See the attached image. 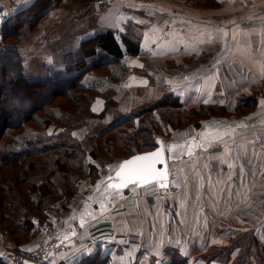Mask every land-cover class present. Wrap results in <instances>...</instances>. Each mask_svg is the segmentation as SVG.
I'll return each mask as SVG.
<instances>
[{"label": "crops", "instance_id": "1", "mask_svg": "<svg viewBox=\"0 0 264 264\" xmlns=\"http://www.w3.org/2000/svg\"><path fill=\"white\" fill-rule=\"evenodd\" d=\"M117 1L105 15L112 18V24L101 15L100 29L94 35L111 29L122 48V37L138 40L140 53L126 57L141 62L139 66L148 73L151 65L164 64L170 58L177 63L185 61V34L179 28L185 22L181 18L185 13L180 8L153 7L149 12L152 10L155 18L147 23L136 9L123 16L127 7L122 3H130ZM221 9L226 17L213 26L226 32L228 48L234 43L230 30L237 29L241 44L236 48L242 49L235 50L233 58L213 60V79L241 76L235 72L234 63L241 64L237 67L245 69L247 75L255 77L258 73L256 77L264 78V0H228ZM128 20L135 27L127 26ZM222 53L218 51L217 55ZM259 106L262 111L253 117L216 120L213 135L187 136L167 145L164 142L170 181L178 192H169L158 182L112 187L119 184V165L102 170L67 211L49 214L62 239L71 244L67 253L54 257V263L78 264L100 252L108 256V264H170L176 258L183 259V264H233L239 250L234 240L251 230L260 239L259 229L264 230L260 226L264 224V104ZM103 108L98 102L93 110ZM223 122L234 128L232 133L218 127ZM247 127L253 128V133H248ZM36 237L40 245L48 238V229L40 230ZM213 249L218 256L225 254V259L213 260L209 254Z\"/></svg>", "mask_w": 264, "mask_h": 264}, {"label": "rangeland", "instance_id": "2", "mask_svg": "<svg viewBox=\"0 0 264 264\" xmlns=\"http://www.w3.org/2000/svg\"><path fill=\"white\" fill-rule=\"evenodd\" d=\"M115 1L117 0H0V7L3 6L7 10V16L0 25V68L2 63L6 66L4 77H2V71L0 72V82L7 80L0 89V99L2 95L6 97L3 102H0V110L4 107L7 110L8 122L12 124L17 122L30 107L26 102H17L16 99H12L10 84L16 74L8 63L13 59L20 61L24 74L31 79L45 80L55 76L63 78L66 75L81 73V82L87 88L96 85L95 81L100 82L99 87L95 88V91L92 90V93L84 92L92 97L91 101L87 102L96 115L88 117L84 125L74 127L73 134L78 137L84 136L91 130L102 131L105 126L111 124L112 120L122 118L125 130L126 127L128 131H136L137 127L153 128L156 143L161 138L167 145L171 140L185 139L187 136L197 138L198 134L213 135V123L216 120L222 121L233 116L253 117L262 111L259 104H264V78L256 77L258 73H255V77H251L247 75L245 69L237 67L241 64L234 63L235 72L238 71L241 76L213 79V60L218 57L233 58L235 50L242 49L241 47L236 48L241 44V33L237 29H233L232 32L230 30L234 43L228 48L229 38L226 32L217 31L213 26L222 20L221 17L225 19L226 15L221 7L228 5V0H128L131 5L134 4V7H129L130 4L122 1L125 8L127 7L124 9L123 16L133 12L132 9H136L140 16L147 18V23L155 18L151 14L152 10L149 12V9L153 7L164 6L173 10L180 8V11L186 14H184L185 17L181 16L185 18V22L179 25L185 34L187 47L185 61L177 63V59L170 58L164 64L153 65L157 67L155 70L151 65L150 73L141 69L139 66L141 62L136 59L131 61L127 57L108 63L101 69H87L95 61L99 59L102 61L101 55L84 57L85 53L81 49V44L86 42L88 36L94 35L100 29L99 17L107 15L108 7ZM119 2L120 0L117 1ZM145 9L147 11H144ZM105 17L109 19L107 23L112 24V18ZM125 23L127 26L135 27L133 21L128 20ZM139 31H136L137 35ZM218 51L223 53L218 56ZM226 51L231 54L221 57ZM141 58L143 60L146 57ZM83 59L86 63L79 67ZM138 76L144 78H138ZM67 87H69L68 82L58 87L59 96H53L55 98L52 104L58 109L69 108L75 112L82 107L83 102L77 96L66 92ZM46 88L48 90L44 86H38L36 89L39 97L35 102L37 105L42 104L45 98L48 99L52 95L54 88L50 86ZM71 90L74 94L85 91L76 88ZM161 99L165 101L168 99V105L163 104L156 107L149 117L139 122L135 115L144 108L160 102ZM98 102L104 105L101 111L93 110ZM38 114L41 118L45 117L43 106L38 110ZM144 121L146 123H143ZM58 125L57 121H52L49 131L67 129L61 123ZM218 127L227 133H232L234 130L233 127H227L224 122ZM248 129L250 130L248 133H253V128ZM98 151L100 160L87 156V161L94 164L96 169L89 167L85 169L84 174L74 179L75 194L69 200L60 198L58 202L49 205L46 209L48 218L51 213L59 214L67 211L71 203L81 196L80 193L85 192L89 185L94 184L93 182L100 176L102 170L106 172L118 166L121 160L130 154L121 147L120 143L113 144V146L101 143ZM64 186L67 184L64 183ZM35 196L38 197L39 194L35 193ZM52 222L50 217L49 221H44L45 224L37 223L30 234L15 231L13 227L9 230L5 228L6 226L1 227L0 263L20 264L21 260H25V264H32L24 256L39 248L43 243L39 245L37 242L36 236L40 230L48 229V238L53 230H59L57 226L52 225ZM262 229H259L262 239L254 236L251 230L234 240V247L237 246L239 250L235 251L237 254L235 253L233 264L242 262L244 264H264V230ZM59 235L61 236L60 231ZM61 240L65 239L61 237ZM70 245L68 243V251L71 248ZM209 254L213 255V260L216 259L214 257H218L219 260L226 257L225 254L216 255L215 249ZM60 256L49 257L46 264H56L53 259L54 257L60 258ZM206 259H209L208 256ZM176 261L179 264L184 262L183 259L177 258Z\"/></svg>", "mask_w": 264, "mask_h": 264}, {"label": "trees", "instance_id": "3", "mask_svg": "<svg viewBox=\"0 0 264 264\" xmlns=\"http://www.w3.org/2000/svg\"><path fill=\"white\" fill-rule=\"evenodd\" d=\"M16 23L20 24V22ZM122 41L125 48H122L111 29L88 37L86 42L81 44V49L85 53L84 57L100 54L102 61L100 59L95 61L87 69H101L108 63L123 60L126 55L140 53L138 40L122 37ZM87 42H89L88 46H86ZM85 63L84 60L79 67ZM8 64L16 74L10 84L12 99H16L17 102H26L30 107L20 117L21 119L13 124L6 119L9 115L5 107L0 110V228L6 226L5 228L9 230L13 227L15 231L30 234L37 223L42 225L45 220L49 221L46 212L49 205L58 202L60 198L69 200L75 194L74 179L78 175L84 174L85 169L89 167L96 169L94 164L87 161V156L100 160L98 146L101 143L110 146L120 143L124 150L130 152L127 156L129 157L138 152L154 149L157 146L156 135L153 128L149 127H137L136 131H128L126 127L125 130V126L122 125L124 121L121 118L112 120L111 124L105 126L102 131L91 130L84 136H75L74 127L84 125L88 117L96 115L88 103L92 97L84 92L92 93V90L95 91V88L99 87L100 82L95 81L96 85L87 88L81 82V73L66 75L63 77L66 80H62V76L45 80L31 79L24 74L20 61L13 59ZM4 66L2 63L0 68L2 77L5 76L6 66ZM6 81L4 80L5 83ZM4 82H0V89L5 85ZM65 82L69 84V87L65 89L66 92L77 96L83 102L82 107L75 112L69 108L61 110L53 107V99L59 96L57 89ZM38 86H44L46 90H48L46 86L54 88L52 95L48 99L45 98L43 105L35 103L39 99L36 91ZM72 88L85 91L74 94ZM4 99L6 97L2 95L0 102ZM167 100L161 99L153 106L144 108L135 115L136 118L139 122L144 120L156 107L163 104L167 106ZM42 106L44 118L38 114ZM52 121H57L59 125L63 124L67 129L61 128L59 131L50 132L49 127ZM64 183L67 186H64ZM35 193L39 196H35ZM108 260V256L95 252L78 264H108ZM170 264H179V262L173 261Z\"/></svg>", "mask_w": 264, "mask_h": 264}, {"label": "snow or ice", "instance_id": "4", "mask_svg": "<svg viewBox=\"0 0 264 264\" xmlns=\"http://www.w3.org/2000/svg\"><path fill=\"white\" fill-rule=\"evenodd\" d=\"M160 155L161 153L158 151L124 161L120 166L121 171L117 173V177L123 175L128 182L133 183L142 182L148 184L153 182L157 178L156 173L158 170L156 169V164L159 162L157 158ZM112 187H116V185H112ZM161 187H166V185L161 184Z\"/></svg>", "mask_w": 264, "mask_h": 264}, {"label": "built area", "instance_id": "5", "mask_svg": "<svg viewBox=\"0 0 264 264\" xmlns=\"http://www.w3.org/2000/svg\"><path fill=\"white\" fill-rule=\"evenodd\" d=\"M7 10L5 7H0V25L2 21L6 18ZM169 192H178L179 188L175 187L171 181L169 185L164 187ZM68 251V243L65 240H61L59 235V230H53L50 233L49 238L41 244L36 250L30 251L24 256L28 258L32 264H46V260L51 256H60L64 252ZM25 260H21L20 264H25Z\"/></svg>", "mask_w": 264, "mask_h": 264}, {"label": "water", "instance_id": "6", "mask_svg": "<svg viewBox=\"0 0 264 264\" xmlns=\"http://www.w3.org/2000/svg\"><path fill=\"white\" fill-rule=\"evenodd\" d=\"M160 152L161 155L157 158L158 159V163L156 164V169L158 170L157 173H156V179L153 180V182H158V185L161 187V184L163 185H166V187L169 185V181H170V172H169V166H168V161H167V155H166V150H165V145H164V141L163 139H158L157 141V146L152 149V150H148V151H144V152H138V153H135L127 158H124L120 164H119V167L116 171V176H117V173L121 171V168L120 166L123 164L124 161H127V160H131L133 157H136V156H144L146 154H150V153H155V152ZM174 174V173H173ZM119 178V184L115 183L116 186H124L128 183H131V182H128L126 180L125 177H123V175L121 177H118ZM142 183V182H141ZM161 188H164V187H161Z\"/></svg>", "mask_w": 264, "mask_h": 264}]
</instances>
